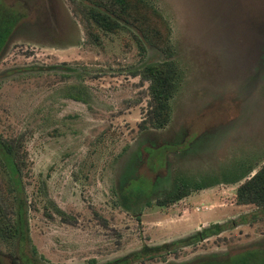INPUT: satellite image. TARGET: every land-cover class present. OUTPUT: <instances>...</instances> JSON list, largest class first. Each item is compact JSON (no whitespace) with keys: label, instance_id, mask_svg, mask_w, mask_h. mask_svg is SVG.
I'll return each mask as SVG.
<instances>
[{"label":"rangeland","instance_id":"obj_1","mask_svg":"<svg viewBox=\"0 0 264 264\" xmlns=\"http://www.w3.org/2000/svg\"><path fill=\"white\" fill-rule=\"evenodd\" d=\"M3 1L24 16L0 55V140L23 185L24 255L110 264L213 223L226 230L130 264L264 249V208L235 202L264 171V0ZM156 64L172 81L161 106L139 75ZM181 180L218 185L158 206ZM129 183L146 194L130 212L119 206ZM14 198L0 163L4 264H22Z\"/></svg>","mask_w":264,"mask_h":264},{"label":"trees","instance_id":"obj_2","mask_svg":"<svg viewBox=\"0 0 264 264\" xmlns=\"http://www.w3.org/2000/svg\"><path fill=\"white\" fill-rule=\"evenodd\" d=\"M75 2V1H74ZM119 5L124 9L125 2L119 0ZM78 7V6H77ZM78 13L79 8H77ZM97 17V16H96ZM24 16L18 12L15 8L6 5L3 0H0V55L3 52L8 40L11 35L15 32L16 28L23 20ZM107 20L111 18L105 17ZM167 65H150L142 70L139 74L144 80L150 81V91L151 96L155 102L161 106V100L165 101L167 99L169 88L171 87L172 81L168 76L167 72H164V67ZM169 69V67H168ZM171 148L163 152L160 156V165H156L151 162V170H156L157 168H163L165 166V155L169 152ZM0 163L3 166L5 172L9 176L11 181V186L13 187V192L15 194V209L13 212V218L7 220L8 226L14 236L17 239L19 258L22 264H40L36 262L33 258L24 255L25 246L30 243L29 230L27 222V207L24 199L23 185L20 178V171L17 163L15 162L11 152L0 140ZM149 168V167H148ZM150 170V171H151ZM245 176L234 178L230 181H225L227 184H235L236 182L242 180ZM210 185H204L199 183H192L187 180H181L179 184H175L171 192L165 197L160 198L157 201L158 206L165 207L170 206L179 202L180 200L188 197L196 191H201L218 185L217 181L212 180ZM145 192L141 190L130 189V183L127 188L122 192L120 196L119 206L125 211H132L134 206L143 199ZM235 202L237 205H247L255 204L256 206L264 208V171L254 175L243 185H241L235 196ZM151 204L148 203L147 207ZM232 223V222H231ZM238 224V223H236ZM234 226L235 223H232ZM224 230H226L225 225L218 223H213L207 228L205 227L202 232H199L194 237H190L184 240L176 241L175 243H168L160 246L148 247L144 246L138 253H135L129 257H126L120 261L110 263V264H130L137 261H147L160 258L164 254H170L176 249L174 246L186 247L204 239L219 236ZM35 253L34 249H32ZM176 252V251H175ZM0 264H4L0 259ZM190 264H264V249H254L248 250L243 253L233 255L230 257H205L200 258L197 261Z\"/></svg>","mask_w":264,"mask_h":264},{"label":"crops","instance_id":"obj_3","mask_svg":"<svg viewBox=\"0 0 264 264\" xmlns=\"http://www.w3.org/2000/svg\"><path fill=\"white\" fill-rule=\"evenodd\" d=\"M193 194V193H192ZM190 196V195H189ZM188 196V197H189ZM188 197H186V198H184V199H182V200H180L179 202H177V203H175V204H173V205H176V204H181L182 202H186V199L188 198ZM186 206H187V204H186ZM196 210H198L197 208H196ZM185 214H183V216H184ZM196 230V229H195Z\"/></svg>","mask_w":264,"mask_h":264}]
</instances>
